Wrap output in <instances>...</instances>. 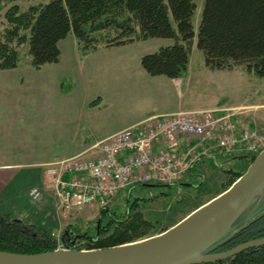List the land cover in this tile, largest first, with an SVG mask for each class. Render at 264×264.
<instances>
[{"label":"rangeland","instance_id":"rangeland-1","mask_svg":"<svg viewBox=\"0 0 264 264\" xmlns=\"http://www.w3.org/2000/svg\"><path fill=\"white\" fill-rule=\"evenodd\" d=\"M49 1H3L0 8L1 31L10 26L6 14L14 4L26 11L31 6H42ZM204 1L195 0L197 8L193 16L195 38L191 74L195 81L181 99L176 92L154 98L151 94L147 95V85L152 82L157 84L158 81H148L141 65L144 55L158 51L171 43V39L151 38L112 49L113 46L106 47L100 42L95 50H85L71 33L60 44V61L40 69L32 66L29 42L18 45L15 41L13 45L19 53L18 67L0 70V100H4V104L0 102V108H4L0 110V161L22 166L18 172L7 171V174L21 172L24 178L29 172L27 163L65 154L67 150L76 151L82 138L97 137L102 129L122 122L126 110L175 107L178 103L185 109L235 107L232 111L243 117L244 123L253 122V130L262 135L264 145V77L249 73L240 66L233 70L204 67V54L197 47ZM21 32L29 34L28 30ZM158 85L162 89L161 84ZM101 101L103 105L96 106ZM190 141L200 143L196 138ZM85 151L83 157H93L97 147L85 148ZM218 158L217 165L207 161L201 167L202 176L197 169L194 176L186 181L192 186L145 187L144 192H133L131 200L138 202L134 210L140 211L146 220L154 224L143 239L171 228L198 206L224 192L237 174L234 172L245 171L249 166L241 158L229 156L224 159L222 155ZM9 184L0 192V202L5 204L0 209L9 211L16 218L50 220L57 234L72 224L83 231H93L101 222L102 207L97 203L70 214L58 212L57 199L42 178L33 181L17 179ZM17 184L21 185L17 188ZM34 187L40 188L43 193L39 203H34L29 197V191ZM127 195L125 191L121 192L107 205L119 211L126 206ZM259 202L260 199L255 198L233 221L229 230L236 231L244 225L259 207ZM85 246L86 242L82 240L77 248ZM62 247L59 243L55 250Z\"/></svg>","mask_w":264,"mask_h":264},{"label":"trees","instance_id":"trees-1","mask_svg":"<svg viewBox=\"0 0 264 264\" xmlns=\"http://www.w3.org/2000/svg\"><path fill=\"white\" fill-rule=\"evenodd\" d=\"M3 1L16 0H0V8ZM196 8L195 0H51L26 11L14 4L6 14L10 26L4 32L0 29V70L14 69L19 65V53L13 45L15 41L18 45L29 42L31 63L35 69L58 63L61 59L60 43L72 33L85 50H95L100 42L106 47H115L151 38L171 39L173 44L144 55L141 65L150 76L182 78L187 74L194 46ZM23 30H28L29 34H22ZM197 47L211 70H233L240 66L249 73L264 77V0H205ZM238 158L244 159L248 166L255 156ZM245 171L234 172L237 174L226 190ZM190 172L181 182L166 186H192L186 183L193 176ZM141 190L146 191L145 187L124 190L128 194L125 196L126 206L119 211L109 205L102 207L101 222L93 231H83L72 224L55 235L50 220H26L0 211V251L36 254L54 251L60 242L78 249L82 240L86 242L83 249H105L142 240L154 224L140 211L134 210L138 202L131 200L133 192ZM164 231L166 229L160 233ZM263 238L264 197L253 217L214 253ZM198 264H264V245L222 260Z\"/></svg>","mask_w":264,"mask_h":264},{"label":"built area","instance_id":"built-area-1","mask_svg":"<svg viewBox=\"0 0 264 264\" xmlns=\"http://www.w3.org/2000/svg\"><path fill=\"white\" fill-rule=\"evenodd\" d=\"M234 113L178 111L133 124L97 142L93 157L74 156L48 165L44 180L53 189L57 211L81 210L95 203L105 207L121 190L143 185L179 183L198 158L194 149L183 155L172 150L179 136L211 144L224 156H256L263 148L257 131H240ZM163 143L169 147L156 148ZM29 196L40 202L43 193L34 187Z\"/></svg>","mask_w":264,"mask_h":264},{"label":"water","instance_id":"water-1","mask_svg":"<svg viewBox=\"0 0 264 264\" xmlns=\"http://www.w3.org/2000/svg\"><path fill=\"white\" fill-rule=\"evenodd\" d=\"M257 197H264V149L227 190L158 235L105 249L36 254L0 251V264H198L222 260L264 245L263 238L214 253L236 233L229 230L230 225Z\"/></svg>","mask_w":264,"mask_h":264},{"label":"crops","instance_id":"crops-1","mask_svg":"<svg viewBox=\"0 0 264 264\" xmlns=\"http://www.w3.org/2000/svg\"><path fill=\"white\" fill-rule=\"evenodd\" d=\"M170 41H171V43H169L168 45L173 44V41L172 40H170ZM140 42H144V41L134 42V43H130L127 45L118 46V47L135 45L136 43H140ZM112 48H116V46L111 47V49ZM192 54H193V48L191 49L187 74L182 78L171 79V78H168L165 76H150L145 72L148 75V76H146L148 81H150L149 79H157V81H158L157 84H153V82H152V84L147 85L148 91H146V94L147 95L151 94L152 98H154V97L159 96V95L166 96L167 94H170V93L173 94L174 92H176V94H178V98L180 97V99H181L182 94H184L185 91H188L191 88V85L195 81L194 77L191 74ZM204 67H207L205 65V62H204ZM16 68H14V69H16ZM9 70H12V69H9ZM151 81H153V80H151ZM158 83L161 84L160 86L162 87V89L159 88ZM133 94H135V93H133ZM127 95L128 94L126 93V96ZM0 96H1V94H0ZM97 101H99V99ZM0 102L2 104H4V100L1 99ZM101 104L103 105L102 101L100 103H98L96 106H100ZM173 106L174 105L167 106L165 108L149 107V108H146L144 110H140V109L131 110V111L126 110L125 115L123 114L124 117L122 119V122L118 121L113 126L102 129L101 133L98 134L97 137L94 136L93 138H87V137L82 138L81 139L82 143L78 147L79 149L77 148L76 151L71 152L70 150H67V152L65 154L46 157V158H40L38 160L31 161L30 163H27L29 165L28 166L29 172H28V176H26L24 178H23V175L21 174V172L17 173V174L14 173L12 175L7 174V171L18 172V170H20L18 168H20V166H22V165H19L18 163H10L8 161H0V192L3 188L10 185L9 183H11L12 181H15L17 179H19V180L20 179L21 180L27 179V180L33 181V179H41L42 178V180L44 181L45 166L47 164L54 163V162H57V161H60V160H63V159H66V158H69L72 156L84 155V153L86 152L85 148H92L96 144L97 141L102 140L104 138H107V137L113 135L114 133H116L118 131H121V130L129 127V126H132L133 124H136V123L141 122L143 120H146L148 118L158 116V115H162V114L174 113V112H178L180 110H182V111H211V110H227V109L233 110L235 108V107H224V108L216 107V108H208V109H185L183 107V105L179 104V103L177 104V106H175V107H173ZM3 109L4 108H0V110H3ZM233 119L236 121V123L238 124V127L241 131L248 129L249 127L253 128V126H254L252 121L251 122L249 121V123H244L243 117L237 116V114L235 115V117ZM190 140H191L190 138L185 137V136L177 137L176 140L174 141L175 145L172 148L173 149L172 151L176 155L180 156V155H183L186 152H188L189 149H194L198 155V158L192 164V168L190 169V171H191L190 175L194 176V173L198 169L199 174L202 176V174L200 173L201 167L205 166L207 161H213V162H215V165H217L216 163L219 162L218 156L221 157V155L217 154V151H215V149H212L211 144H203L202 145V144L196 143V141H194L196 143L195 144L193 141H190ZM169 146H170L169 143H163V144H161V146H157L156 148H159V147L160 148H166ZM23 165H25V164H23ZM44 183L46 184L45 181H44ZM18 185L19 184H17L16 187ZM46 186L48 187V189H50L53 192V190L51 189L50 186H48V184H46ZM14 187H15V185H14ZM14 194H17V193H14ZM0 204H1L0 206H2V207L5 205L2 201L0 202ZM0 211L9 213V211L2 210V209H0Z\"/></svg>","mask_w":264,"mask_h":264},{"label":"bare ground","instance_id":"bare-ground-1","mask_svg":"<svg viewBox=\"0 0 264 264\" xmlns=\"http://www.w3.org/2000/svg\"><path fill=\"white\" fill-rule=\"evenodd\" d=\"M158 235V234H157ZM154 236V235H153ZM151 237V236H150ZM139 241V240H138Z\"/></svg>","mask_w":264,"mask_h":264}]
</instances>
